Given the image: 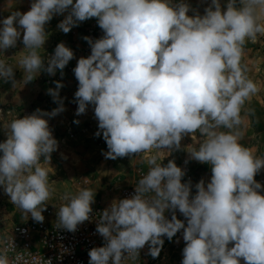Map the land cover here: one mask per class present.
Masks as SVG:
<instances>
[{"label": "clouds", "instance_id": "clouds-1", "mask_svg": "<svg viewBox=\"0 0 264 264\" xmlns=\"http://www.w3.org/2000/svg\"><path fill=\"white\" fill-rule=\"evenodd\" d=\"M55 15H64L57 27L65 34L91 18L103 31L99 39L83 37L91 54L79 58L73 72L76 115L94 105L95 135L103 133L105 158L158 150L146 157L149 168L135 194L114 199L99 214L96 232L105 243L89 250L88 264L135 262L146 245L147 254L158 258L163 237L171 241L181 229V264H264V185L255 179L264 169V155L241 143L248 118L255 115L245 105L260 91L243 58L247 43L264 37V0H210L203 14L186 0H33L27 12L12 11L0 21L5 57L0 80L15 88L16 69L23 84L42 72L64 75L74 59L71 48L60 42L51 56L39 51ZM18 41L23 48L11 56L19 53L13 66L5 52ZM63 87L55 81V88L47 89L58 105L51 112L37 108L8 121L0 110L7 137L0 142V186L13 205L39 223L56 191L42 161L50 165L58 149L47 118L66 110ZM195 133L200 142L186 147L189 159L211 165L212 175L209 182L196 183L192 195L191 180L182 182L185 170L174 160L158 161L159 150H179L182 139ZM95 195L87 187L61 194L55 227L74 233L90 221ZM0 245V264H28L19 253L9 256L13 238L0 237Z\"/></svg>", "mask_w": 264, "mask_h": 264}, {"label": "rangeland", "instance_id": "rangeland-1", "mask_svg": "<svg viewBox=\"0 0 264 264\" xmlns=\"http://www.w3.org/2000/svg\"><path fill=\"white\" fill-rule=\"evenodd\" d=\"M26 0H20V7H24ZM193 9H197L200 14H203L204 8L208 6L210 0H186ZM223 3V0H222ZM28 5V4H26ZM29 8V7H28ZM65 13L64 15H66ZM193 13L190 12L189 15ZM64 15H55L51 22L56 26L54 30L58 31V23L64 19ZM98 25L96 18H91L86 21L80 22L78 26L73 27L67 34L64 33L63 40L67 46L74 52V57H83V52L87 46V41L83 37L88 36L90 28ZM47 29H52L46 26ZM53 30V29H52ZM53 32L48 33V37ZM55 35V34H53ZM21 42L18 41L17 45ZM23 44H21V47ZM9 49L5 52L7 63L16 66V60L14 57L15 50ZM41 55L44 54L43 49L40 50ZM0 59H5L3 54H0ZM243 62L248 65V75L254 82H256L260 88V91L246 103V108L255 109V115L248 118L247 127L244 129L245 135L241 141L246 147L254 149L257 155H264V37H259L256 43L248 42L245 48V56ZM71 69L67 68L69 72H72L71 77L65 81H69L78 85V81L75 78L73 69L76 65H70ZM20 70H15V75ZM3 80H0V85L3 84ZM8 83V82H6ZM75 90H72L68 98L75 101ZM27 95L23 96L26 97ZM53 101L50 100L45 101ZM70 100V101H71ZM243 115V113H242ZM5 119L11 121L12 118L6 114ZM2 125V122H0ZM5 131L0 126V142L6 140ZM54 138L58 141L57 151L51 154L50 165L42 161V165L49 170L50 183L56 190L53 196L46 202V209L59 208L60 206V195L65 191L75 193L80 188L87 187L96 190L97 197H102L104 203H111L114 199L119 196L120 189L129 186L135 182L139 172L142 168H148L146 157L154 155L158 150L153 149L150 153H144L138 156H127L122 158L106 159L103 153L108 151L107 147L100 146L101 142L94 136L87 133H74L71 138L65 137L56 133ZM200 142V136L198 133L185 136L181 141V148L179 150L162 149L159 150L161 163L174 160L177 166L182 167L184 162L187 160L192 171H190L189 178L191 180L192 188L201 179L205 182H209L211 178V165L200 163L195 160L189 159L186 147L188 145L196 146ZM166 152V154H165ZM2 155V153H0ZM43 160V158H41ZM128 161L129 170L127 172H118L117 165ZM124 164V163H123ZM119 168V167H118ZM118 172L115 178H111L114 172ZM264 175V169L261 170L255 178H259ZM55 181V182H53ZM88 181L87 184H84ZM126 181V182H125ZM95 199V200H96ZM44 213V212H43ZM42 213V215H43ZM35 221L31 218L30 214H25L18 207L10 202V198L5 194L3 186H0V235L8 231L11 227L23 224V223H34Z\"/></svg>", "mask_w": 264, "mask_h": 264}, {"label": "built area", "instance_id": "built-area-1", "mask_svg": "<svg viewBox=\"0 0 264 264\" xmlns=\"http://www.w3.org/2000/svg\"><path fill=\"white\" fill-rule=\"evenodd\" d=\"M103 36V31L98 25L92 27L88 31V37L93 40L99 39ZM91 54L90 45L84 49L83 57H88ZM185 170V176L182 178V182H187L189 178L188 163H185L181 167ZM145 174L139 173L138 180ZM258 182L264 185V175L259 178H255ZM128 186L120 190L117 199L130 198L135 194V185ZM192 195H195L196 189L192 188ZM264 195V190L261 191ZM111 203L106 205H99L93 208V212L90 214L91 220L85 221L83 224L78 225L77 230L68 232L64 229H57L55 227L57 223V211L58 208L46 209L43 213L44 221L42 223H23L11 227L5 233H2L0 237L13 238L15 251H10L8 254L10 257L16 254H21L28 261V264H47V260L51 259L52 264H88L89 256L88 252L93 247L103 246L105 241L96 232V225L98 222L99 214L107 208ZM167 218H171V212H166ZM178 219H186L179 211H176ZM164 245L158 258L153 259L148 255V246L140 251L139 260L135 262L127 261L126 264H171L170 257L172 254H177L180 259L174 264H181L183 256L182 250L185 246L183 241V229H181L171 241L167 237H163ZM179 240V243L176 241ZM3 245H0V249ZM241 264H244L241 260Z\"/></svg>", "mask_w": 264, "mask_h": 264}, {"label": "crops", "instance_id": "crops-1", "mask_svg": "<svg viewBox=\"0 0 264 264\" xmlns=\"http://www.w3.org/2000/svg\"><path fill=\"white\" fill-rule=\"evenodd\" d=\"M32 2L33 0H26L22 2L24 3L25 6L20 7L19 6V4L21 5L20 0H0V21H2L4 18L10 15L12 11L18 10L22 13L27 12L28 10H30V5ZM46 26L51 27L53 29L52 30L46 28V32L47 33L53 32V34L55 35L52 34L50 35V37L47 38L43 49L44 54L42 55L44 57L51 56L54 53V49L57 46V44L66 41L63 40L64 33L60 29L58 31L54 30L56 26L53 22L50 21ZM21 44L22 43L17 45V49L15 50L14 54L22 50L23 46L21 47ZM67 45L68 44H66V46ZM18 55L19 53L17 54V56L14 57V60H16V62L18 59ZM79 58H81V56H78L76 58L74 57V59H72L68 63V65L63 70L64 73L63 76H61L59 70H57L54 76H50L47 73L42 72L33 81L27 84H23L22 82L23 73L20 70L18 74L15 75V80L18 82L15 88H13L11 81H9L8 83L2 81L3 84L0 85V110H2V114L4 115V117L6 116V114H8V116L11 117L12 119L18 117L22 118L25 115L32 114L37 108L43 111L51 112L54 108L58 107V105L52 100L45 101V100H50V98H52L50 95L47 94V89L55 88V81H60L64 85V87L60 89V97L64 99V107L66 110L55 117L47 118L49 120V127L53 132V136H55L56 133H59L62 136L65 135V137L71 138L74 136V133H79V132L87 133L90 134L91 136H94L95 139L97 138L101 142L100 146L107 147L106 142L103 139V133L101 132L100 136L95 135V133L99 129H98V120L95 118V114H94V105L89 104L87 106L86 112L84 114L77 116L76 109L78 105L74 100H71L70 97L68 98V95H70L69 92H71L72 90L77 91L78 85H75L74 83H71L69 81H65L69 77L73 78L71 76L73 75L72 72H69L67 68L71 69L70 65H77V61L79 60ZM25 95L27 96L23 97ZM74 120H79L80 123L76 124L73 122ZM123 163L122 162L119 163L117 165L119 168L117 167V169L118 172L122 171L126 173L127 170H129L128 161L126 160ZM165 163L166 162H162V164ZM141 168L142 169L138 172L146 174L149 167L148 168L141 167ZM188 168L189 171H192L189 166V163H188ZM118 172L115 171L111 178H115ZM137 179H135V182L131 185H134ZM87 183L88 181L84 182V184ZM127 187L128 186L124 188ZM94 199H96V197ZM106 204L104 203V199L102 197H97L94 204H92V208ZM170 259H171V264H174L177 260L180 259V256L177 254H172Z\"/></svg>", "mask_w": 264, "mask_h": 264}]
</instances>
